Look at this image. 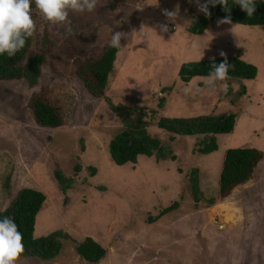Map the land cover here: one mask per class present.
<instances>
[{
    "label": "rangeland",
    "instance_id": "rangeland-1",
    "mask_svg": "<svg viewBox=\"0 0 264 264\" xmlns=\"http://www.w3.org/2000/svg\"><path fill=\"white\" fill-rule=\"evenodd\" d=\"M177 5L179 16L168 21L163 11ZM201 13L194 0H97L92 12L69 11L70 25H51L33 1L31 51L43 52L46 59L37 86L0 81V210L24 188L44 193L47 201L35 237L55 231L76 241L91 237L107 251L99 264H264V159L249 182L227 199L218 198L228 149L255 148L264 154V26H240L235 35L228 31L234 23L212 19L202 34L190 36L188 28ZM162 23L168 32L160 31ZM142 25L145 32L157 31L151 32V47L138 32L122 39L105 96H91L78 76L80 65L102 56L114 32L131 34ZM221 52L255 66L256 78L217 82L214 91L195 78L192 93L185 95L189 83L179 79L180 68L224 59ZM221 83L227 84L226 92ZM171 86L173 92L159 109L161 90ZM242 86L247 94L240 98ZM40 93L62 109V127L36 123L31 102ZM108 101L142 102L157 110L156 117L148 113L149 133L177 160L141 157L136 165L113 164L109 144L123 127ZM231 113L238 115V128L218 135L219 149L210 155L196 152L203 137L174 136L156 126L160 117ZM194 168L203 195L199 204L189 184ZM57 170L74 180L66 195L55 178ZM210 199H216L214 205ZM175 202L179 209L156 219ZM62 242L61 255L52 261L17 259L16 264H86L73 241Z\"/></svg>",
    "mask_w": 264,
    "mask_h": 264
},
{
    "label": "trees",
    "instance_id": "trees-1",
    "mask_svg": "<svg viewBox=\"0 0 264 264\" xmlns=\"http://www.w3.org/2000/svg\"><path fill=\"white\" fill-rule=\"evenodd\" d=\"M34 1V0H33ZM230 14L225 12L222 5L209 6L211 16L201 13L196 17L188 28L190 36L202 34L209 21L212 19H223L230 15L234 24L244 27L264 26V1L257 0V11L252 17L234 5L229 0ZM32 39L27 38L25 46L14 56L9 57L7 53L0 55V81L26 80L31 87L37 86L41 78L42 66L45 55L32 53ZM120 49L108 47L104 54L96 59H87L79 67L78 76L82 80L89 94L95 98L105 96L109 86L111 73L114 70ZM224 59L215 60L217 64ZM209 62H195L183 65L179 70V79L183 83H190L195 78H204L210 71ZM230 64L228 79L231 80H254L258 74L257 68L241 61L238 58H227ZM174 86L164 87L158 99V108L163 109L167 103V96L172 93ZM247 94V88L242 86L239 96L243 98ZM110 109L120 119L122 130L110 141V160L117 166L128 164L136 165L141 157L153 158L157 161H176L170 148L163 145L162 141L150 135V121L147 120L148 113L157 116V110H150L142 102H133L131 105L114 104L108 101ZM31 109L36 123L43 128L57 129L63 126L65 120L62 109L55 106L45 98L42 93L32 98ZM158 109V110H159ZM156 126L159 130L184 137H203L197 149L200 155H210L219 149L217 136L232 134L238 128V115L235 113L226 115H202L190 118L160 117L156 118ZM264 154L255 148H230L225 154L219 180L218 198L227 199L235 190L249 182L255 175ZM96 175L95 168H91ZM80 170V167H77ZM55 178L62 192L66 195L73 188L74 180L66 178L62 171L55 172ZM189 184L196 204L202 202L203 195L200 188L199 170L194 168L189 175ZM47 197L44 193L24 188L12 199L8 208L0 210V218L5 216L14 219L18 230L23 236L24 251L18 259H39L41 261H52L61 255L63 240H71L75 244L78 256L86 264H99L107 256L106 249L91 237L83 241H76L63 231H55L47 236L35 237V227L39 213L42 211ZM216 199H210V205L215 204ZM179 209V203L175 202L161 211L156 219H160L171 212Z\"/></svg>",
    "mask_w": 264,
    "mask_h": 264
},
{
    "label": "clouds",
    "instance_id": "clouds-1",
    "mask_svg": "<svg viewBox=\"0 0 264 264\" xmlns=\"http://www.w3.org/2000/svg\"><path fill=\"white\" fill-rule=\"evenodd\" d=\"M194 2L198 10L209 17L211 16L210 5L213 7L222 5L225 12L229 14L231 12L229 0H206L204 3H201V0H194ZM32 3L33 0H0V55L7 53L9 57L14 56L25 46L27 38L33 36L36 31V24L31 15ZM34 3L42 19L49 24L70 25L71 22L68 19L69 11L79 13L92 12L96 8L97 0H34ZM232 3L238 5L248 17H252L257 11V0H232ZM179 12L180 6L177 5L174 11L165 9L163 15L168 21L174 22L179 16ZM218 24H232L230 15L219 20ZM158 27L161 32L166 33L169 31L167 23H162ZM239 27L240 24H232L228 31L237 35ZM149 29L150 31L145 32V26L142 25L139 31L134 29L131 34L119 31L114 32L109 46L120 49L122 47V39L128 40L129 35L135 37L138 32L142 37H145L144 41L148 42V46L151 47V32L157 31L153 28ZM68 30L70 31L71 29L69 28ZM192 47L198 49L199 45L193 43ZM220 55L224 57V61L217 64L215 57H213L208 75L202 78L204 87L212 91L216 89L217 82H224L228 79L230 64L227 62L224 52H221ZM219 87L226 92L228 86L226 83H221ZM182 91L185 95L191 94L193 91L192 83L190 82ZM23 251V236L18 230L14 219L8 216L0 218V264H16L18 257Z\"/></svg>",
    "mask_w": 264,
    "mask_h": 264
}]
</instances>
